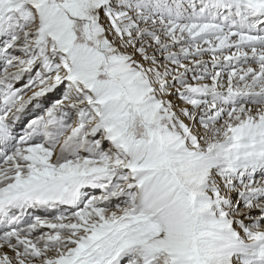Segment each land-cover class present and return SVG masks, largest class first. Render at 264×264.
<instances>
[{
    "label": "snow or ice",
    "instance_id": "1",
    "mask_svg": "<svg viewBox=\"0 0 264 264\" xmlns=\"http://www.w3.org/2000/svg\"><path fill=\"white\" fill-rule=\"evenodd\" d=\"M0 264H264V0H0Z\"/></svg>",
    "mask_w": 264,
    "mask_h": 264
},
{
    "label": "bare ground",
    "instance_id": "2",
    "mask_svg": "<svg viewBox=\"0 0 264 264\" xmlns=\"http://www.w3.org/2000/svg\"><path fill=\"white\" fill-rule=\"evenodd\" d=\"M205 58L207 59L208 57H205ZM17 85H18V83H17ZM49 96H53V97H54L55 94H54V93H50ZM17 131H19V129H17ZM97 194H98V193H97ZM41 214L43 215V213H41Z\"/></svg>",
    "mask_w": 264,
    "mask_h": 264
},
{
    "label": "rangeland",
    "instance_id": "3",
    "mask_svg": "<svg viewBox=\"0 0 264 264\" xmlns=\"http://www.w3.org/2000/svg\"><path fill=\"white\" fill-rule=\"evenodd\" d=\"M16 86H18V87H19V86H21V85L18 83V85H16Z\"/></svg>",
    "mask_w": 264,
    "mask_h": 264
}]
</instances>
